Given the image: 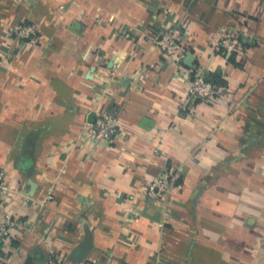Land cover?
I'll return each mask as SVG.
<instances>
[{"label":"crops","instance_id":"0c3cea01","mask_svg":"<svg viewBox=\"0 0 264 264\" xmlns=\"http://www.w3.org/2000/svg\"><path fill=\"white\" fill-rule=\"evenodd\" d=\"M175 27L180 65L150 38ZM195 63L224 93L190 113ZM108 109L98 144L84 132ZM0 168L8 264H264V0H0ZM177 169L171 199L149 197Z\"/></svg>","mask_w":264,"mask_h":264},{"label":"built area","instance_id":"2783aa9c","mask_svg":"<svg viewBox=\"0 0 264 264\" xmlns=\"http://www.w3.org/2000/svg\"><path fill=\"white\" fill-rule=\"evenodd\" d=\"M14 34L18 39L29 44H36L39 41L37 27L29 22L17 24L14 28ZM150 38L165 56L174 60L178 65L182 63L188 54L185 35L180 27L159 30L151 35ZM216 46L229 56L240 48L236 35L228 28L222 30ZM190 71V81L184 100L185 104L190 108V113L194 112V108L200 103H219L224 93V88L216 81L210 79L199 64H193ZM119 126L118 114L108 109L102 112L96 122H91L88 130L84 133L85 136H90L98 144L107 143L118 133ZM180 175L181 171L178 169L172 173L160 172L149 182L147 194L155 201L168 202L178 184ZM6 176V171L0 168V202L3 203L8 202L12 197V189L7 183ZM16 225L17 222L13 213L5 212L0 220V264H8L6 257L7 247ZM50 264H55V260H51Z\"/></svg>","mask_w":264,"mask_h":264},{"label":"trees","instance_id":"16d2710c","mask_svg":"<svg viewBox=\"0 0 264 264\" xmlns=\"http://www.w3.org/2000/svg\"><path fill=\"white\" fill-rule=\"evenodd\" d=\"M210 79L216 81L218 84H220L221 82H223L224 80H222L220 77L218 76H208Z\"/></svg>","mask_w":264,"mask_h":264}]
</instances>
